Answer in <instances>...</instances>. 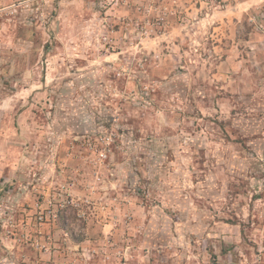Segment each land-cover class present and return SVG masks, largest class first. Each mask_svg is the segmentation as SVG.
Segmentation results:
<instances>
[{"label": "rangeland", "instance_id": "374dc122", "mask_svg": "<svg viewBox=\"0 0 264 264\" xmlns=\"http://www.w3.org/2000/svg\"><path fill=\"white\" fill-rule=\"evenodd\" d=\"M0 264H264V0H0Z\"/></svg>", "mask_w": 264, "mask_h": 264}]
</instances>
